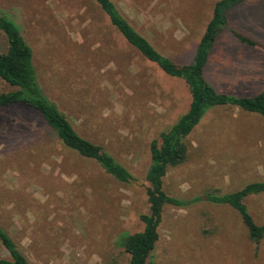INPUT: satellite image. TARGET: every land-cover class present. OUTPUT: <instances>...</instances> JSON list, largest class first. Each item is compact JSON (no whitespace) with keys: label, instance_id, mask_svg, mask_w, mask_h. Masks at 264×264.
<instances>
[{"label":"rangeland","instance_id":"1","mask_svg":"<svg viewBox=\"0 0 264 264\" xmlns=\"http://www.w3.org/2000/svg\"><path fill=\"white\" fill-rule=\"evenodd\" d=\"M216 0H112L132 27L177 64L189 63ZM31 48L36 81L75 131L132 176L121 182L65 146L34 109L0 107V227L29 264H129L120 246L148 211L149 142L187 109L184 81L144 58L95 0H0ZM255 41L246 46L228 31ZM5 39L0 33V51ZM204 76L218 91L264 89V0L230 7ZM13 87L0 82V91ZM185 160L168 167L165 204L150 251L156 264H264L239 214L206 194L264 180V116L212 106L185 138ZM243 203L264 226V191ZM0 244V257H7Z\"/></svg>","mask_w":264,"mask_h":264},{"label":"trees","instance_id":"2","mask_svg":"<svg viewBox=\"0 0 264 264\" xmlns=\"http://www.w3.org/2000/svg\"><path fill=\"white\" fill-rule=\"evenodd\" d=\"M245 1L251 0H216L191 61L177 64L160 53L145 36L136 31L112 0H95L109 23L126 42L167 75L182 79L190 96L187 109L168 129L159 132L158 136L149 142V164L144 175L147 181L145 194L148 211L138 215L143 224L142 229L127 233L120 239V246L128 254L129 264H156L150 259L149 253L158 238L157 226L161 219L162 207L165 204L182 205L179 199L169 196L163 190L162 178L168 167L179 165L185 160L187 153L185 138L204 112L212 106L231 105L264 116V89L253 95L227 94L216 90L204 76L208 54L215 44L218 31L226 23L229 8ZM228 31L239 43L246 46L255 45V41L246 35L234 29ZM0 33L5 39V49L0 51V82L13 87L11 90L0 91V107L22 104L34 109L65 146L81 157L96 162L114 179L121 182L132 180L131 174L101 145L78 134L64 113L41 91L31 61V48L20 34L18 26L3 13H0ZM263 191L264 180H259L244 184L233 192L214 191L206 194L208 200L227 204L239 214L255 249L264 235V226L253 221L243 199L249 194ZM0 244L8 255L0 257V264H29L23 252L1 227Z\"/></svg>","mask_w":264,"mask_h":264}]
</instances>
